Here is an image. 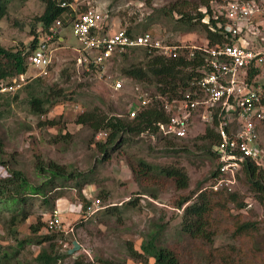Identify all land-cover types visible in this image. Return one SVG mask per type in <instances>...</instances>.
Instances as JSON below:
<instances>
[{
  "label": "rangeland",
  "instance_id": "1",
  "mask_svg": "<svg viewBox=\"0 0 264 264\" xmlns=\"http://www.w3.org/2000/svg\"><path fill=\"white\" fill-rule=\"evenodd\" d=\"M69 1L76 10L83 7L101 9L107 15L105 24L108 30H151L165 40L203 42L204 32L200 26L188 31L178 21L182 16L180 13L195 14L203 8L202 0ZM229 1L214 2L215 10H221ZM44 9L42 0H12L7 15L0 22L1 44L10 50L30 48L32 29ZM164 9H172L173 16ZM61 34L66 37L65 42L55 50L47 73L36 76L39 69L29 66L28 77L41 78L42 84L37 85L40 92L52 87L54 91L63 90L70 99L51 106L44 115H36L30 110L27 88L11 95H0V137L4 145L0 161L5 160L0 163V178L10 175V169H20L31 182L40 183L45 179V173L39 165L55 160L77 171L94 169L99 188L88 186L89 196L94 193L97 196L102 190L108 197L102 198L103 209L89 216H83L75 187L62 190L64 196L61 202L57 201L54 212L47 207L44 199L33 197L34 204L27 207L31 211L30 216L13 228L7 222L14 213V206L1 204L0 245L13 252L14 257L9 264H40L36 257L48 242L29 241L22 248L17 246L22 239L34 236L32 226L39 221L44 222L40 234H61L55 241V250L66 255L58 261L59 264H74L76 257L80 256L95 263L103 258L126 261L128 264H153V258L148 263L135 260L129 250L131 246L140 249L146 233L157 222L165 225L160 233V242L175 251L180 264H264V203L257 198L256 190L243 173L238 177L243 179H239L232 190H224L239 192V199L245 201L247 207H239L237 203L226 206L219 203L209 217L211 240L202 236L193 237L181 230L183 207H178L179 200L191 196L193 192L196 196L202 190H212V173L219 165L214 145L202 138L205 127L199 114L192 118L189 135L174 139V145L165 144L158 134L129 135L110 160L98 161L103 153L96 146L97 134L93 137L91 128L78 124V115L97 107L109 116L126 118L129 105L136 99L137 88L152 95L155 86L148 89L144 83L122 74L121 68L128 62H124L117 53L114 54L116 60L112 59L101 70H88L87 65L78 60L80 53L76 49L79 41L72 26H65ZM141 54L137 51L133 61L141 60ZM33 78L26 83L32 84ZM261 78H264V69L259 75ZM116 79L124 83L119 90L113 89ZM49 120H54L55 124L41 123ZM260 134L264 147V122ZM140 159L158 166V170H153L147 177H135L129 161L136 163ZM166 166L183 168L189 175V186L178 188L172 178L161 176V168ZM132 198H141L140 204L127 208L126 204ZM69 204L78 213L70 210ZM108 207L118 209L110 215L105 213ZM54 217L63 221L62 228L48 231L45 224ZM244 221L254 222L258 229L254 233H237V226Z\"/></svg>",
  "mask_w": 264,
  "mask_h": 264
},
{
  "label": "trees",
  "instance_id": "2",
  "mask_svg": "<svg viewBox=\"0 0 264 264\" xmlns=\"http://www.w3.org/2000/svg\"><path fill=\"white\" fill-rule=\"evenodd\" d=\"M11 1L12 0H0V22L7 15ZM42 1L45 3V9L43 13L37 17L38 26L36 24L32 29L30 48L27 50H10L0 42V83L4 82V79L27 72L29 67L27 60L28 55L36 47L39 40L38 28L49 31L57 19H61L64 26L70 25L74 19L72 16V8L69 5H63V2L67 4L70 3L69 0ZM218 1L219 0H202V4L204 5L203 8L199 9L195 14L187 12L180 13L182 16L178 21L186 26L188 31H192L195 26H200V29L204 32V37L202 38L203 42L208 41L209 44H213L217 40L221 41L223 40L222 38H224L221 29H223V25L227 21V18L224 15L218 14V11L215 10L213 3ZM86 9L87 7H83L80 11ZM164 10L168 15L173 16L172 9ZM126 30L131 35L143 33L135 32L131 28ZM147 31L158 35V33L151 30H145L144 32ZM163 40L165 43L177 45L182 43H199L180 40ZM137 51H140L143 57L139 61H133L136 59L135 55ZM116 53L123 58L124 62H128L126 66L121 68L122 74L139 83H144L148 89H150L149 87L152 85L155 86L151 95L154 99L153 104L139 110L135 117H130L129 112H127L126 118L123 116H109L104 114L97 107L85 110L78 115L76 122L91 128L93 130V137L104 130L107 131L106 136L97 138L96 141V146H99V150L103 153L102 158L98 159L99 162H105L107 159L110 160L116 149L129 139V135L138 136L144 133L153 136V134H158L165 144L174 145L175 143L173 141L177 138L165 136L159 133L158 130L157 123L166 121L168 118L163 108L164 98L174 99L184 96L187 91L191 90V82L205 73L203 69H200L204 62V56H201V52H199L197 58L193 59L183 54L178 56L165 55L159 50L149 51L148 48L144 47H129L121 52L116 51ZM131 56H133V58H131ZM112 59H114V56ZM115 60L116 59H114V61ZM92 69L97 68L93 66ZM263 69L264 67L249 68L247 79L255 85L261 84L264 89V78L259 79V75L263 72ZM8 82H12V80ZM38 84H42L40 77H36L32 84L25 83L20 89L14 91L18 92L24 87L27 88L30 110L36 115H44L49 112L51 106L58 104L61 100L70 99L67 97L68 94L66 92H63V90L54 91L52 87L40 92L37 87ZM29 89L31 90L29 91ZM14 92H0V95H11ZM15 97L17 96H14V98ZM62 97L64 99H62ZM7 102L10 104L9 98H7ZM1 114L2 112H0V116ZM41 123L55 124L54 120ZM203 132L202 138L210 141V145H215L219 142V134L214 128L207 126ZM66 136L67 135L64 137ZM261 147L264 150L262 145ZM3 148V140L0 137V156L4 151ZM4 162L5 160L0 161V163ZM129 164L135 177H147L150 176L153 170H158V166L144 159H140L136 163L129 161ZM39 168L45 173V179L40 183L31 182L20 169H10V175L0 178V205L14 206V213L7 222L12 228L20 222L25 221L30 216L31 211L28 210L27 207L34 204L33 197L39 196L44 199L47 207L54 212L57 209V201L64 196V191L62 190L66 189V187H75L78 190L79 203L82 205L83 216H88L86 214L87 208L92 204L93 200L99 198L102 202V198L105 199L108 197V195L103 194L104 192L102 190L97 193V196L95 193L91 196L85 193L88 186H97V188H99V181L96 178L94 169L84 172L77 171L74 170L73 167L68 168L66 165L60 164L55 160L49 161L46 165L40 164ZM217 173L218 168L212 173V177L214 178ZM242 173L244 175L243 177H245L256 190L257 198L261 203H264V168L257 165L255 162L249 161L244 164ZM159 174L164 177L172 178L178 188L185 189L189 186V175L180 166L162 167ZM243 177L239 179L242 180ZM195 193L193 192L191 196L184 197L178 202V207H183L181 230L193 237L202 236V238L208 240L212 239V232L208 230L210 223L209 217L219 203L224 206L230 203H237L239 207H247V203L239 199V192L237 191H228L224 189L218 191L212 188L210 191L202 190L196 196ZM140 199L141 198H132L126 204V207L135 208L139 206ZM114 209L116 208L108 207V209H105V213L113 215ZM43 225L44 222L42 221L34 224L32 226L34 236L22 239L17 246L22 248L24 244L29 241H35L36 243L48 242L49 244L41 249L36 259L40 264H59L58 261L66 255V253L63 254L55 250L57 247L55 241L61 234H57L56 232L40 234L39 232ZM45 225L48 231H56L54 228H50L48 220ZM164 228L165 225L163 222H157L155 227L149 229L146 233V238L142 241L140 249H135L134 246L130 247L129 253L131 257L144 263H148L149 259L153 258V264H180V259L175 251L160 242V233ZM257 229L254 222L244 221L237 226L236 232L239 234L248 232L254 233ZM12 254L13 252L7 251L0 245V264H9L10 260L14 257ZM100 260L101 261L97 260L99 264H128L126 261H113L103 258ZM92 263L93 261H86L84 258H81V256L76 257L74 262V264Z\"/></svg>",
  "mask_w": 264,
  "mask_h": 264
},
{
  "label": "built area",
  "instance_id": "3",
  "mask_svg": "<svg viewBox=\"0 0 264 264\" xmlns=\"http://www.w3.org/2000/svg\"><path fill=\"white\" fill-rule=\"evenodd\" d=\"M69 4L63 2V5ZM218 14L224 15L227 21L221 29L223 40L213 44L206 41L177 45L165 43L161 36L150 31L131 35L122 28L108 30L105 24L107 15L95 7L73 12L71 26L79 41L76 49L80 53L78 60L86 64L88 70L93 66L101 70L116 51L129 47L159 50L171 56L183 54L191 59L197 58L201 52L204 62L200 69L205 73L191 82L192 88L184 96L164 98L163 108L168 118L157 123L158 130L168 137L186 138L193 116L199 114L204 127L214 128L220 137L213 146L219 165L211 187L214 190H232L239 182L245 163L252 161L264 168V150L260 141V127L264 122V89L261 84L255 85L247 79L249 68L264 67V0H230ZM63 26V21L57 19L49 31L38 28V43L27 58L29 66L39 69L36 76L47 73L54 52L61 44ZM28 76L29 71L13 82L0 83V92L18 90L27 82ZM123 84V80L116 79L112 85L119 90ZM137 90L136 99L128 108L130 117L153 104V96L142 92L139 87ZM106 135L104 130L97 138ZM85 193L89 195L87 190ZM101 203L99 198L93 200L86 214L92 215L102 209ZM62 223L58 217L49 219L50 228L61 229Z\"/></svg>",
  "mask_w": 264,
  "mask_h": 264
},
{
  "label": "clouds",
  "instance_id": "4",
  "mask_svg": "<svg viewBox=\"0 0 264 264\" xmlns=\"http://www.w3.org/2000/svg\"><path fill=\"white\" fill-rule=\"evenodd\" d=\"M69 6L72 8V10H73V12H77V11H80V9L79 10H76L73 6H72V3L70 2V4H69ZM99 9V8H98ZM72 12V13H73ZM73 16V15H72ZM74 17V16H73ZM55 23V22H54ZM70 25H71V23H70ZM65 26H63V28H64ZM63 30V29H62ZM37 32H38V29H37ZM39 34V33H38ZM60 36L62 37V40H60V43L62 44L63 42H65V39H66V37L63 35V34H60ZM29 71V67H28V70H27V72ZM27 72H25V73H27ZM22 74H24V73H22ZM22 74H20V75H22ZM20 75H18V76H16L15 78H19L20 77ZM30 75V74H29ZM15 78H13V79H15ZM13 79H11L12 80V82H13ZM29 79H31L30 77L28 78V80ZM11 80H5L4 79V82H8V81H11ZM2 83V82H1ZM25 84V83H24ZM23 84V85H24ZM22 85V86H23ZM20 89V88H19ZM17 91V90H16ZM2 93H5V92H2ZM103 209V208H102ZM89 216V215H88ZM49 221V220H48Z\"/></svg>",
  "mask_w": 264,
  "mask_h": 264
},
{
  "label": "crops",
  "instance_id": "5",
  "mask_svg": "<svg viewBox=\"0 0 264 264\" xmlns=\"http://www.w3.org/2000/svg\"><path fill=\"white\" fill-rule=\"evenodd\" d=\"M86 190H87V189H86ZM59 200H60V202H61V198H60ZM68 206H69L68 208H70V210H75V212L78 213L76 209L72 208L73 205L69 204ZM79 210H80V209H79ZM80 211H81V210H80ZM73 213H74V212H73ZM70 214L72 215V213H70Z\"/></svg>",
  "mask_w": 264,
  "mask_h": 264
}]
</instances>
